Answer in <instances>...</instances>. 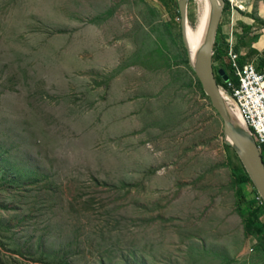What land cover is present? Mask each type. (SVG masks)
<instances>
[{
    "label": "rangeland",
    "instance_id": "1",
    "mask_svg": "<svg viewBox=\"0 0 264 264\" xmlns=\"http://www.w3.org/2000/svg\"><path fill=\"white\" fill-rule=\"evenodd\" d=\"M165 1L0 0V264H264ZM224 1L229 45L250 24L263 50L264 0Z\"/></svg>",
    "mask_w": 264,
    "mask_h": 264
},
{
    "label": "water",
    "instance_id": "2",
    "mask_svg": "<svg viewBox=\"0 0 264 264\" xmlns=\"http://www.w3.org/2000/svg\"><path fill=\"white\" fill-rule=\"evenodd\" d=\"M182 21L183 40L188 50L191 67L200 80L203 90L210 98L213 108L220 115L224 125L227 145L236 152L252 183L264 200V161L261 150L248 127L235 119L224 95L217 83L216 74L228 79V74L221 68L216 73L213 64L214 48L221 18L225 8L224 0H209L211 10L208 22L203 30L200 43L195 52H191L185 36V24L188 20L187 10L190 0H177Z\"/></svg>",
    "mask_w": 264,
    "mask_h": 264
},
{
    "label": "trees",
    "instance_id": "3",
    "mask_svg": "<svg viewBox=\"0 0 264 264\" xmlns=\"http://www.w3.org/2000/svg\"><path fill=\"white\" fill-rule=\"evenodd\" d=\"M176 2L175 5H178L177 0H169L165 1L164 4L167 8H171V3ZM173 6V5H172ZM175 8V6H173ZM178 10L179 7L177 6ZM230 5L227 3V5L224 8V11H229ZM178 14L180 15V12L178 11ZM173 19L171 18L170 21ZM253 26L250 24H245L242 28V33L236 37V42L234 45V50L236 53H238V63L239 65H244L248 62H254L258 69L263 70L264 69V49L259 50L255 48L252 44H249L245 42V39L249 35V32L252 30ZM227 35L224 34L223 27L220 23L218 34L216 37V43L214 48V55H213V64L214 68L217 63H219V67H222L226 73L228 74V77L232 78L236 83L238 82V79L235 76L234 68L232 66V62L229 58L228 51H229V43L227 41ZM182 61L187 66L188 70L191 72L192 78L190 85L194 88H197L200 94L210 100L208 95L203 90L202 84L198 77L196 76L193 68L191 67L189 63L188 58V50L186 48V45L184 43V47L182 49ZM217 83L219 87L226 86L225 80L220 76L219 74H216ZM211 102V101H210ZM212 105V104H211ZM225 147L229 150L232 148L229 145L225 144ZM233 149V148H232ZM261 155L264 161V146L261 147ZM236 168V167H234ZM240 168V169H239ZM239 171H234V183L239 184H245V183H252L248 173L245 171L243 165H240L238 167ZM258 194V191L255 190ZM238 199H237V205L239 210L242 212V205L246 203L247 207H249V211L246 214H241L243 218L244 223V231L245 235L247 237H252L254 235H260V246L262 248V251H264V202L261 203L256 197H253L249 200H247V197L245 194L240 190L237 193ZM67 264V263H66Z\"/></svg>",
    "mask_w": 264,
    "mask_h": 264
},
{
    "label": "built area",
    "instance_id": "4",
    "mask_svg": "<svg viewBox=\"0 0 264 264\" xmlns=\"http://www.w3.org/2000/svg\"><path fill=\"white\" fill-rule=\"evenodd\" d=\"M229 46L228 55L238 82L228 77L226 86H220V90L230 109L241 114L261 149L264 146V69H258L254 62L239 65L234 42L231 41ZM255 197L264 202L259 193Z\"/></svg>",
    "mask_w": 264,
    "mask_h": 264
},
{
    "label": "bare ground",
    "instance_id": "5",
    "mask_svg": "<svg viewBox=\"0 0 264 264\" xmlns=\"http://www.w3.org/2000/svg\"><path fill=\"white\" fill-rule=\"evenodd\" d=\"M201 3H202V1H200V4ZM204 3H205L204 15L201 18L198 29L196 31H194L192 29L191 25L189 24V20H187L186 24H185V36H186V40L189 43V47H190L192 53L196 51L198 44L200 43L201 36H202L203 30H204V28L208 22V17H209L210 10H211L210 1L204 0ZM232 113H233L235 119H237L240 123L244 124V120H243L241 114L237 110L234 109L232 111Z\"/></svg>",
    "mask_w": 264,
    "mask_h": 264
},
{
    "label": "flooded vegetation",
    "instance_id": "6",
    "mask_svg": "<svg viewBox=\"0 0 264 264\" xmlns=\"http://www.w3.org/2000/svg\"><path fill=\"white\" fill-rule=\"evenodd\" d=\"M179 7V6H178Z\"/></svg>",
    "mask_w": 264,
    "mask_h": 264
}]
</instances>
